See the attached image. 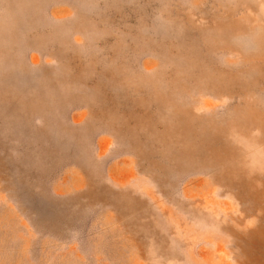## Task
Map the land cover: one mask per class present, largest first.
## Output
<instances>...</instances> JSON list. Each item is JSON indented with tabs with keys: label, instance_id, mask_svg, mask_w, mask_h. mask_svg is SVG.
Returning <instances> with one entry per match:
<instances>
[{
	"label": "rangeland",
	"instance_id": "1",
	"mask_svg": "<svg viewBox=\"0 0 264 264\" xmlns=\"http://www.w3.org/2000/svg\"><path fill=\"white\" fill-rule=\"evenodd\" d=\"M0 264H264V0H0Z\"/></svg>",
	"mask_w": 264,
	"mask_h": 264
}]
</instances>
